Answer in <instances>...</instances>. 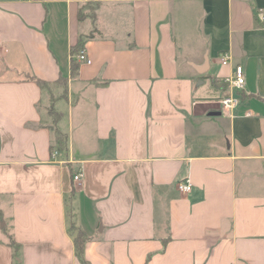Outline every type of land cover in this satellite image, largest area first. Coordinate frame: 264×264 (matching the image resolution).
<instances>
[{
  "label": "crops",
  "instance_id": "1",
  "mask_svg": "<svg viewBox=\"0 0 264 264\" xmlns=\"http://www.w3.org/2000/svg\"><path fill=\"white\" fill-rule=\"evenodd\" d=\"M71 222L86 264H264V0H0V264H83Z\"/></svg>",
  "mask_w": 264,
  "mask_h": 264
},
{
  "label": "trees",
  "instance_id": "2",
  "mask_svg": "<svg viewBox=\"0 0 264 264\" xmlns=\"http://www.w3.org/2000/svg\"><path fill=\"white\" fill-rule=\"evenodd\" d=\"M87 5H88V13H83V12H81V9H80L79 17L81 19L85 16H88L92 20H94L95 19V8H96L97 4H87ZM95 29L96 28L93 27L91 29L90 33L87 35H81L80 34L76 43L72 46V61H71V73H72V75L76 74L78 64L80 63L77 60V55H78L79 51L82 48H84L85 40L93 34ZM31 79L41 88H43V87L49 88L50 87L49 82H46V81L41 80V79L36 78V77H31ZM59 79L57 80L58 82H55V83L56 84L59 83V85H61L64 88L65 87L64 79H62L61 77ZM48 113L51 115L54 122L58 120L59 114L57 111H55L52 104L48 108ZM53 150H57V151H65L66 150V135L63 134L57 128H54V144H52L50 146V152L51 153ZM70 229L74 231V245H75L76 255L83 262V264H86V262L83 258V245H84V242L86 241L87 237L80 228H76V226L74 225L73 222L70 223ZM10 245L14 246V243L10 242ZM17 264H19V263H17Z\"/></svg>",
  "mask_w": 264,
  "mask_h": 264
},
{
  "label": "built area",
  "instance_id": "3",
  "mask_svg": "<svg viewBox=\"0 0 264 264\" xmlns=\"http://www.w3.org/2000/svg\"><path fill=\"white\" fill-rule=\"evenodd\" d=\"M77 60L79 62H83V63H87V64H89L91 62V60L87 56L84 48H82L79 51V53L77 55ZM220 61L222 64H229L230 57L226 54H222ZM225 81L234 89H242L244 87V84H245V76H244L243 67L241 65H236L234 67L233 74L230 77H228ZM238 103H239L238 98L235 96H232V95L226 96L220 100V104H221L222 108L225 110L233 109L235 106H237ZM57 154H58V151L53 150L51 153V156L54 157ZM80 176H81V174L77 173L76 175H74V179L79 180ZM191 187H192V184L189 181V179H185L184 181H180L177 184V190L179 192H189L191 190Z\"/></svg>",
  "mask_w": 264,
  "mask_h": 264
}]
</instances>
